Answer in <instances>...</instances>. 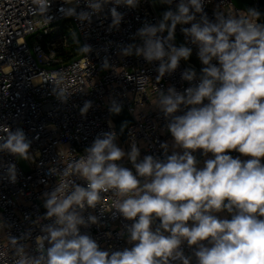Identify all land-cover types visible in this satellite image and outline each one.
<instances>
[{
	"label": "clouds",
	"instance_id": "9594fccd",
	"mask_svg": "<svg viewBox=\"0 0 264 264\" xmlns=\"http://www.w3.org/2000/svg\"><path fill=\"white\" fill-rule=\"evenodd\" d=\"M79 2L64 0L67 7L61 11L81 23H91L92 15L107 4L114 5L110 28H118L123 19L117 6L139 4V0H85L90 11L77 13ZM160 2L171 4L172 0ZM50 3L31 0L33 11L48 23ZM202 12L203 0H179L175 11H166L157 24H145L137 31L142 45L122 49L124 55L159 61V81L173 73L182 59L190 58V47H176L172 41L178 24H191L181 30L198 47L205 66L199 82L183 93L174 87L166 93L157 89L155 102L170 118L167 127L173 148L183 149L182 154L173 151L164 159L147 155L140 160L135 143L126 153L117 145L115 132L98 135L85 149L86 155L65 167L63 181L45 194L44 218L53 223L43 225V235L36 238L39 255H28L26 245L9 238L12 264H192V256H186L182 248L185 242L194 247L196 264H264V22L254 9L245 15L217 14L215 23L206 15L197 21L196 14ZM164 32L166 37L158 35ZM81 49L91 51L87 45ZM182 79L192 82L197 74L186 69ZM55 86L54 94L66 102L70 94ZM182 105L187 111L175 115ZM90 107L86 101L81 115ZM120 110L113 101L110 111ZM0 133V152L31 159L30 141L22 129L13 132L0 126ZM167 147L162 145L165 153ZM198 149L213 156L203 167H198L193 155ZM233 150L250 159L233 158L228 154ZM125 157L135 174L120 163ZM7 175L16 182L15 164L8 165ZM73 175L87 186L72 182ZM102 193H112L113 208L133 221L127 228L132 247L110 253L101 250L90 235L81 234L80 226L97 223L95 216L85 219L82 213L100 204ZM222 211L232 218H218L216 213Z\"/></svg>",
	"mask_w": 264,
	"mask_h": 264
},
{
	"label": "built area",
	"instance_id": "2783aa9c",
	"mask_svg": "<svg viewBox=\"0 0 264 264\" xmlns=\"http://www.w3.org/2000/svg\"><path fill=\"white\" fill-rule=\"evenodd\" d=\"M247 10L239 9L234 0H203V12L196 14L197 21L206 15L215 23L217 14L245 15L249 9L260 13L262 0H248ZM179 0L171 4L160 0H139L135 8L117 6L123 15L118 28H110L112 4L105 5L102 12L91 17V23H81L75 17L65 16L61 11L67 7L64 0H51L45 21L33 11L31 0H0V126L15 132L22 129L30 141L29 153L33 160L25 159L29 173L26 174L19 156L0 152V264H12V249L9 238H16L26 245L30 256H38L36 238L43 235L42 226L52 224V219H45V194L54 190L64 177L65 167L74 159L86 155L94 139L105 132H115L116 143L127 153L135 143L140 150L139 159L151 155L164 159L173 151L182 154L183 149L173 148V137L168 130L170 118H166L155 105L157 89L167 92L169 87L183 93L185 89L199 82L201 70L205 67L198 57V47L182 32V28L191 24L177 25L174 46L178 40L192 49L188 60H181L178 68L171 74H165L157 81L159 61L147 62L142 56L122 54L128 45H142L136 35L145 24H157L163 14L176 10ZM90 11L85 0H80L76 8ZM71 18L76 25L83 47L90 46L91 51L74 50L72 35L68 27L64 30L58 23ZM167 36V32L162 34ZM30 38V39H29ZM29 39V40H28ZM84 57L74 62L81 54ZM213 64L218 66L215 59ZM107 64V67H105ZM186 69H193L197 79L189 82L182 79ZM141 77L146 80L139 81ZM57 85L70 94L66 102L54 94ZM142 88V89H141ZM86 101L91 107L81 115V108ZM113 101L126 109L133 120L127 131V140L123 144L117 134L110 111ZM204 103H208L207 100ZM184 106L175 113L183 115ZM3 133H0L2 135ZM167 144V153L162 145ZM242 161L250 157L242 156L238 151L228 153ZM198 167L204 166L206 159L213 158L203 150H196ZM120 163L135 174V168L125 157ZM264 164V158H261ZM16 166V182H10L7 167ZM71 181L86 187L87 182L75 175ZM103 200L95 208H87L82 214L97 218V223L87 227L80 226L81 234L90 235L101 250L112 251L130 248L127 228L133 223L113 208L115 197L112 193H102ZM218 218L231 219L227 211L216 213ZM264 218V217H262ZM157 224V223H156ZM45 241V248L49 247ZM186 256L193 255L194 247L182 245ZM179 264V262H175Z\"/></svg>",
	"mask_w": 264,
	"mask_h": 264
},
{
	"label": "water",
	"instance_id": "95a60500",
	"mask_svg": "<svg viewBox=\"0 0 264 264\" xmlns=\"http://www.w3.org/2000/svg\"><path fill=\"white\" fill-rule=\"evenodd\" d=\"M248 4H249L248 0H234V5L237 8H239V9H244L245 11L247 10V5ZM66 21H70L71 22L72 28L74 30V35L78 39L79 45H80V50L82 51L81 48L83 47V43H82V40H81V36H80V33H79L76 25L73 23L72 19L68 18V20H64V21L59 22L58 25L62 26ZM176 47H178V46L176 45ZM83 57H84V54L82 53L78 58H76L74 60V62L79 61ZM113 120H114V123L116 125V130H117L118 137H119L120 141L123 144H125L126 140H127V137H128L127 131H128L129 126H131L133 124V120H132L131 116L129 115V113L124 108H121L119 113H114L113 114ZM18 162L20 163L23 171L26 174H28L29 173V168H28V165H27L25 159L19 157ZM157 221H158V224H159L160 223L159 220H157Z\"/></svg>",
	"mask_w": 264,
	"mask_h": 264
},
{
	"label": "trees",
	"instance_id": "16d2710c",
	"mask_svg": "<svg viewBox=\"0 0 264 264\" xmlns=\"http://www.w3.org/2000/svg\"><path fill=\"white\" fill-rule=\"evenodd\" d=\"M261 8H262L261 14L263 15L264 14V0H262V7ZM72 39H73L72 42H73L74 50L76 53H79V41L74 34L72 35Z\"/></svg>",
	"mask_w": 264,
	"mask_h": 264
},
{
	"label": "rangeland",
	"instance_id": "374dc122",
	"mask_svg": "<svg viewBox=\"0 0 264 264\" xmlns=\"http://www.w3.org/2000/svg\"><path fill=\"white\" fill-rule=\"evenodd\" d=\"M64 27H65L64 30L67 29L68 27H70V29L72 31H74L73 28H72V24L71 23H65V26ZM178 45L180 46V45H183V44L178 40ZM30 156H31V159H29V160H30V162H32L33 157H32V155H30Z\"/></svg>",
	"mask_w": 264,
	"mask_h": 264
},
{
	"label": "crops",
	"instance_id": "0c3cea01",
	"mask_svg": "<svg viewBox=\"0 0 264 264\" xmlns=\"http://www.w3.org/2000/svg\"><path fill=\"white\" fill-rule=\"evenodd\" d=\"M156 223L158 224V221H156Z\"/></svg>",
	"mask_w": 264,
	"mask_h": 264
}]
</instances>
